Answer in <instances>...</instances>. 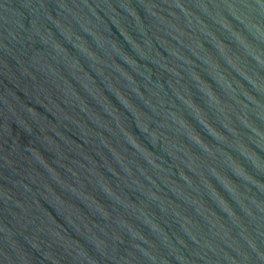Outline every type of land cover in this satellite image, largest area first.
I'll use <instances>...</instances> for the list:
<instances>
[{
    "label": "water",
    "instance_id": "obj_1",
    "mask_svg": "<svg viewBox=\"0 0 264 264\" xmlns=\"http://www.w3.org/2000/svg\"><path fill=\"white\" fill-rule=\"evenodd\" d=\"M0 264H264V0H0Z\"/></svg>",
    "mask_w": 264,
    "mask_h": 264
}]
</instances>
